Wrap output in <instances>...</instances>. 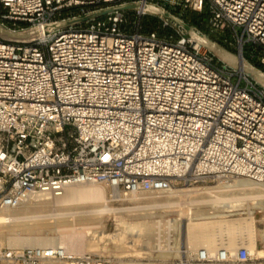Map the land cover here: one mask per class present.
<instances>
[{"label":"built area","instance_id":"1","mask_svg":"<svg viewBox=\"0 0 264 264\" xmlns=\"http://www.w3.org/2000/svg\"><path fill=\"white\" fill-rule=\"evenodd\" d=\"M135 1L208 7L214 29L234 31L240 56L246 43L264 47V0H0V23L41 30L29 43L0 37V208L94 182L112 198L235 177L264 182V87L243 69L188 34L144 32L143 8L132 21L116 10L45 32ZM253 254L200 247L182 264H247ZM46 263L110 261L62 244L0 243V264Z\"/></svg>","mask_w":264,"mask_h":264},{"label":"rangeland","instance_id":"2","mask_svg":"<svg viewBox=\"0 0 264 264\" xmlns=\"http://www.w3.org/2000/svg\"><path fill=\"white\" fill-rule=\"evenodd\" d=\"M164 9L168 10L166 8ZM136 10L139 9L125 10L129 20L132 21L136 18ZM168 11L174 13L172 10ZM182 12H185L187 14V18L193 19V21L187 22L182 16H179L175 13L174 14L194 26L195 29L200 33L208 35L210 38L216 40L227 49L239 54L237 37L234 31L229 28L225 30L214 29L210 24V12L208 7H206L204 12L195 11L192 9H188L187 11L182 10ZM146 13L149 14L148 16H156L157 19L154 22V26L158 31H160V35L166 37L173 35L175 38H177L181 34H188V31L185 27L175 22L171 18L166 17L163 13L157 14L149 11H146ZM145 20L146 18L143 21ZM238 30L240 32L242 31L240 27H238ZM217 39H219V41ZM245 56V58L250 60L252 63L261 62L259 57L264 56V47H258L256 50V46L254 44L246 43ZM237 178L239 179L240 177H235L228 180L230 183H233L234 179ZM221 181L224 182L227 180H217L209 183H197L175 189L174 191L176 192L174 193H177L178 196L174 197V199L178 203L171 208H161V206H158L156 202V200L165 202L166 199L168 200L171 198V192L149 193L143 191L137 194L122 195L119 199H116L111 197L110 189L105 186L107 197L110 199L109 205L115 210L114 212H106L103 215L104 220L102 221L99 229L104 231V235L102 238L96 237V241L99 240L98 250L90 251L86 249V245L88 244L85 243H88V236L79 235L81 232L79 230H82L83 233L85 230L81 228H75L71 225L60 227L56 231L42 232L39 234L41 236H55L58 237V239L63 238L67 241L69 240L71 247L78 249L76 252H93L104 255L110 261L109 264H182V261L189 258L190 254L194 251L189 250L191 247L187 241L186 233H184L178 225L179 223L181 225L182 222H186L189 215L192 213L190 208L196 207L192 203H194L193 201L196 198L197 193L195 192L196 190L194 191L190 189H212L221 183ZM56 205L57 201L54 199L49 200V202L32 200L31 202H26L16 208L5 209H7L6 211L9 210L8 212L13 213L14 216L17 217H28L38 212L50 214L54 212L57 213L70 210L69 206L58 207ZM99 205L101 206V204H96L95 206L98 208ZM85 206L92 205L86 204ZM221 207L222 204L216 206L217 209H220ZM89 208L90 207H88V209ZM207 208L208 207L206 205L202 209ZM238 208V211H234L230 218L249 216L250 213L253 212L255 215V225L257 232V247L259 249H264V193L259 195L258 199L256 200H245ZM84 209H87V207ZM121 232L125 236L124 239L119 240L118 237L119 233ZM14 234H19L24 237L32 235L26 231L13 230L11 234H8L6 237H4V239H0V243L6 248H23L30 246L12 245L7 237ZM35 235H37V233ZM128 239L129 241L132 240L137 244L132 246L133 242L127 243ZM185 250L186 252H182ZM247 264H264V255L259 254V252L254 253L251 260H249Z\"/></svg>","mask_w":264,"mask_h":264},{"label":"bare ground","instance_id":"3","mask_svg":"<svg viewBox=\"0 0 264 264\" xmlns=\"http://www.w3.org/2000/svg\"><path fill=\"white\" fill-rule=\"evenodd\" d=\"M141 8L145 10L144 5ZM190 190H196L197 195L193 201L194 203H192L196 207L190 208L192 213L186 222H182L181 225L180 223L178 224L183 232L186 233L187 241L191 247L189 250H196L201 246L209 249H214L220 245L227 246L228 248L245 246L251 253L259 252V254L264 255V249L257 247V232L253 212L249 216L230 218L234 211H238V207L245 200H256L259 195L264 193V182H257L240 177L239 179H234L233 183H230L229 180L221 181V183L212 189L200 190L195 188ZM170 192L171 198L166 199L167 201L162 202L161 200H156L158 206H161V208H171L178 203L174 199V197L178 196L177 193H174L176 191L172 190ZM121 196L116 195L115 198L119 199ZM51 199L57 201L56 206H69L70 210L62 212L56 211L57 213L50 214L38 212L28 217H17L13 213L8 212L9 210L6 211L8 208H0V239H4L13 230H21L32 235L27 237L19 234L9 235L7 238L12 245L53 246L62 244L73 251H78V249L71 247L69 240L67 241L63 238L58 239L55 236H41L39 234L42 232L56 231L60 227L71 225L75 228L85 230L84 233L82 230H79L82 232L79 235L88 236V243H85L88 244L86 245V249L90 251L98 250L99 240L96 241V237L102 238L104 235V231L99 229L104 220L103 215L106 212H114L115 210L109 205L110 199L107 197L105 186L97 182L74 185L69 187L62 196L52 197L39 195L27 202H31L32 200L49 202ZM86 204L92 206H85ZM96 204H101V206L99 205L97 208L95 206ZM221 204L222 207L217 209L216 206ZM206 205L208 208L202 209ZM85 207L87 209H84ZM88 207L90 208L88 209ZM61 209L64 210L63 208ZM36 233L37 235H35ZM124 236L121 232L119 233L118 239H124ZM129 242L133 241H129L128 239L127 243ZM136 244V242H133L132 246Z\"/></svg>","mask_w":264,"mask_h":264},{"label":"water","instance_id":"4","mask_svg":"<svg viewBox=\"0 0 264 264\" xmlns=\"http://www.w3.org/2000/svg\"><path fill=\"white\" fill-rule=\"evenodd\" d=\"M142 4L138 1L129 2L125 4L115 5L108 8L99 9L93 12H89L83 16H79L76 18H70L67 20H63L60 22H56L54 24H50L45 26V32L49 33L53 29L64 28L70 25L86 22L96 17H100L106 15L110 12L116 10H131V9H140ZM145 10L154 13H163L166 17L171 18L175 22L181 24L188 31L189 36L197 40L199 43L207 47L219 60L227 63L233 68L243 69L245 72L251 75L259 84L264 87V70L256 66L250 60L245 57L240 56L227 49L222 44L218 43L216 40L210 38L206 34H202L195 29L194 26L187 23L179 16L175 15L171 11L165 10L164 8L154 5V4H146ZM41 35V30L38 27H31L24 30H12L2 23H0V37L4 40L11 42H20V43H29Z\"/></svg>","mask_w":264,"mask_h":264},{"label":"trees","instance_id":"5","mask_svg":"<svg viewBox=\"0 0 264 264\" xmlns=\"http://www.w3.org/2000/svg\"><path fill=\"white\" fill-rule=\"evenodd\" d=\"M206 9V8H205ZM205 9L202 11L204 12ZM175 14L182 16L187 22H192L193 19H188L187 18V14L185 12H182L180 10H172ZM187 11V10H186ZM149 14H145L144 16L141 17V26H142V30L144 32H152V31H157L160 34V31H158L155 26H154V22L156 21V16H148ZM146 18L145 21H143ZM134 20V19H133ZM162 36V35H160ZM219 41V39H217ZM221 42V41H220ZM256 66H258L259 68L264 70V64L262 62H256L254 63Z\"/></svg>","mask_w":264,"mask_h":264}]
</instances>
